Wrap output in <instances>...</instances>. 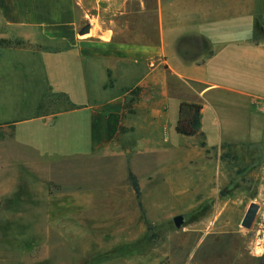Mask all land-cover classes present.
<instances>
[{
	"label": "crops",
	"instance_id": "0c3cea01",
	"mask_svg": "<svg viewBox=\"0 0 264 264\" xmlns=\"http://www.w3.org/2000/svg\"><path fill=\"white\" fill-rule=\"evenodd\" d=\"M115 2L0 0V39L22 42L0 45V116L22 113L0 118V210L59 208L70 186L106 210L129 171L141 192L216 194L227 152L264 156V0ZM181 102L201 105L191 143L169 137Z\"/></svg>",
	"mask_w": 264,
	"mask_h": 264
},
{
	"label": "rangeland",
	"instance_id": "374dc122",
	"mask_svg": "<svg viewBox=\"0 0 264 264\" xmlns=\"http://www.w3.org/2000/svg\"><path fill=\"white\" fill-rule=\"evenodd\" d=\"M81 4L88 18L91 0ZM146 5L151 8L153 0ZM111 8L132 13L139 10V0H116ZM21 114L8 110L0 118ZM225 132L234 135V130ZM169 137L191 143L195 136L172 131ZM223 157L224 183L216 194L174 193L165 187L151 192L148 184L141 192L143 211L133 192L116 194L106 210L86 211L74 208L70 186L60 187L66 191L55 204L59 208L0 210V264H224L228 246V264H264V254L252 251L254 242L264 240V169L258 168L264 156H248L244 163L253 167L247 171L234 153ZM177 175L185 178V173ZM179 186L194 190L184 182ZM252 201L259 208L245 227L241 220ZM177 214L184 219L180 227L172 220ZM254 230L261 231L257 240Z\"/></svg>",
	"mask_w": 264,
	"mask_h": 264
},
{
	"label": "trees",
	"instance_id": "16d2710c",
	"mask_svg": "<svg viewBox=\"0 0 264 264\" xmlns=\"http://www.w3.org/2000/svg\"><path fill=\"white\" fill-rule=\"evenodd\" d=\"M21 44L22 42L17 40L12 41L7 39H0V45L2 46H18ZM183 109H188L190 111V116L188 118H182L180 116L175 125V131L178 134L186 136L197 134L200 129L199 115L201 105L196 103L181 102L179 106L180 113L183 111ZM129 179L132 183L137 205L140 210L143 211L140 186L137 178L133 175L131 171H129Z\"/></svg>",
	"mask_w": 264,
	"mask_h": 264
},
{
	"label": "water",
	"instance_id": "95a60500",
	"mask_svg": "<svg viewBox=\"0 0 264 264\" xmlns=\"http://www.w3.org/2000/svg\"><path fill=\"white\" fill-rule=\"evenodd\" d=\"M89 24H86L81 30H80V33L83 34V33H86L88 32L89 30ZM258 208H259V205L258 203L252 201L249 203L246 211H245V214L241 220V225L242 226H245V227H249L251 226L252 224V221L253 219L255 218L256 216V213L258 211ZM173 223L175 225V227H180L183 223V215L181 214H177L175 216H173Z\"/></svg>",
	"mask_w": 264,
	"mask_h": 264
},
{
	"label": "bare ground",
	"instance_id": "6f19581e",
	"mask_svg": "<svg viewBox=\"0 0 264 264\" xmlns=\"http://www.w3.org/2000/svg\"><path fill=\"white\" fill-rule=\"evenodd\" d=\"M263 217H264V212H263ZM250 227V226H249ZM225 228H227V227H225ZM259 228V227H258ZM255 231V236H256V239L255 240H257V237L260 235V232H257L256 230H254ZM264 231V230H263ZM228 236V235H227ZM250 236V235H249ZM241 237V236H240ZM237 238V237H236ZM242 238H244V237H242ZM250 238V237H249ZM244 242V241H243ZM240 246V245H239ZM236 246L234 245V248H235ZM232 249V250H235V249ZM239 248V247H238ZM238 248H236V251H237V249ZM230 251H231V247L230 246H228V249L226 250V254H225V257L224 258H226L224 261V264H228V256L230 255ZM253 252H254V254L256 255V254H264V240H262V239H259V240H257L256 242H254V248H253V250H252ZM240 253V252H239ZM241 254V253H240ZM252 254V253H251ZM254 255V256H255ZM243 259V258H242ZM212 263V262H211ZM210 264V263H209ZM237 264V263H236ZM243 264V263H242Z\"/></svg>",
	"mask_w": 264,
	"mask_h": 264
},
{
	"label": "built area",
	"instance_id": "2783aa9c",
	"mask_svg": "<svg viewBox=\"0 0 264 264\" xmlns=\"http://www.w3.org/2000/svg\"><path fill=\"white\" fill-rule=\"evenodd\" d=\"M262 111L264 112V106L262 107Z\"/></svg>",
	"mask_w": 264,
	"mask_h": 264
}]
</instances>
